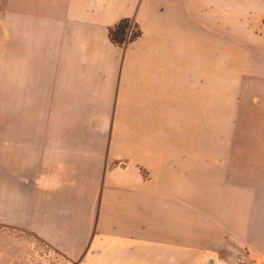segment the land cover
<instances>
[{
	"label": "crops",
	"instance_id": "obj_1",
	"mask_svg": "<svg viewBox=\"0 0 264 264\" xmlns=\"http://www.w3.org/2000/svg\"><path fill=\"white\" fill-rule=\"evenodd\" d=\"M254 253L264 0H0V264Z\"/></svg>",
	"mask_w": 264,
	"mask_h": 264
},
{
	"label": "trees",
	"instance_id": "obj_2",
	"mask_svg": "<svg viewBox=\"0 0 264 264\" xmlns=\"http://www.w3.org/2000/svg\"><path fill=\"white\" fill-rule=\"evenodd\" d=\"M111 41L121 47H127L141 36V30L132 19H124L110 29Z\"/></svg>",
	"mask_w": 264,
	"mask_h": 264
},
{
	"label": "built area",
	"instance_id": "obj_3",
	"mask_svg": "<svg viewBox=\"0 0 264 264\" xmlns=\"http://www.w3.org/2000/svg\"><path fill=\"white\" fill-rule=\"evenodd\" d=\"M242 264H264L262 257L256 256L253 259L241 258Z\"/></svg>",
	"mask_w": 264,
	"mask_h": 264
},
{
	"label": "rangeland",
	"instance_id": "obj_4",
	"mask_svg": "<svg viewBox=\"0 0 264 264\" xmlns=\"http://www.w3.org/2000/svg\"><path fill=\"white\" fill-rule=\"evenodd\" d=\"M251 56H252V55H251ZM256 96H260V94H259V95H256ZM253 256H254V258H255L256 254L254 253ZM258 256H259V257H262V259H263V261H264V256H262V255H261V256L258 255ZM235 258H236V259L239 258V264H242V262H241V260H240V259H241V256H240V255H239V256H236ZM249 260H250V258H249Z\"/></svg>",
	"mask_w": 264,
	"mask_h": 264
}]
</instances>
